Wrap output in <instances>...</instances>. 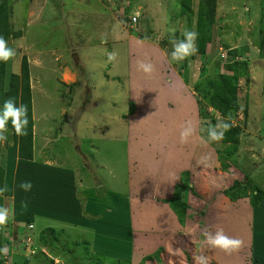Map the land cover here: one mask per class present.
Masks as SVG:
<instances>
[{
	"label": "rangeland",
	"instance_id": "374dc122",
	"mask_svg": "<svg viewBox=\"0 0 264 264\" xmlns=\"http://www.w3.org/2000/svg\"><path fill=\"white\" fill-rule=\"evenodd\" d=\"M9 8L11 31L23 36L8 39L17 53L8 82L24 56L30 68L34 181L25 193V180H15L12 199L0 196V206L23 221L31 212L35 224L15 250L24 222L14 220L0 264H195L199 254L209 264H260L264 202L253 210L250 195L257 186L264 192V0H217L207 55L179 62L171 59L172 40L183 39L185 28L198 32L199 0L191 21L182 0H9ZM112 51L117 59L109 62ZM139 61L154 71L139 70ZM231 61L241 109L223 116L197 86L232 76ZM220 120L241 131L238 144L206 142ZM188 122L195 133L182 143ZM7 136L0 187L3 151L14 147L10 128ZM49 227L64 231L58 256L39 240ZM217 227L243 241L238 251L204 243V232ZM136 236L148 253L132 247ZM159 247L163 254L144 263Z\"/></svg>",
	"mask_w": 264,
	"mask_h": 264
},
{
	"label": "trees",
	"instance_id": "16d2710c",
	"mask_svg": "<svg viewBox=\"0 0 264 264\" xmlns=\"http://www.w3.org/2000/svg\"><path fill=\"white\" fill-rule=\"evenodd\" d=\"M192 2L193 0H182V13L186 15L189 21H191L194 11L192 9ZM216 6H217V0H199V9L197 13V30H198V39L196 41V45L198 47L197 54L200 56H206L207 51L209 48V45L212 43V38L210 35L211 29L215 23L216 20ZM10 8H9V0H2L0 2V35H2L7 41L8 39L13 36L15 38H21L23 36L22 31L18 32H12L10 29ZM231 52V51H230ZM233 52V51H232ZM229 53L228 55H230ZM235 53H232L230 56L231 58H234ZM8 61H0V107L3 106V102L8 99L9 97H14L16 99L17 104L23 103L28 105V119L29 124L27 127V135L26 136H17L12 127L11 123L9 122L8 128H10L13 132V156L18 159H23V161L32 162L34 160V120H33V95H32V89L30 84V68H29V62L27 56H24L22 59V67H21V73H13L10 75V79L8 82ZM225 68L229 71H232L234 74L232 76L227 75H221L218 78L212 79L209 81V88H202L201 86H197V88L200 89L201 93H204L205 96L210 97V104L211 107H213L217 112L222 114L223 116H226L230 111L238 113L240 111V105L237 102V83L239 82V73H238V63L235 61H231L230 63H227L225 65ZM213 91V92H212ZM132 111H135V105L133 102H131V108ZM131 111V112H132ZM245 114H248L247 111L244 110ZM205 117H208L207 115ZM214 121V118L212 119ZM216 122V121H215ZM231 124V123H230ZM241 136V131L239 129H236V127H233L231 124L230 129L225 133L224 139L222 140V143L224 144H238L239 138ZM1 146V144H0ZM230 154V151L228 152ZM27 164H25V167ZM24 171L27 170V168L23 169ZM18 181V180H17ZM236 184H241L242 182L236 181ZM13 189V187H12ZM256 189V193H252L250 195L251 197V206L253 207V210L262 209L261 206L264 202V192L261 188L254 187L252 190ZM195 189L193 188V191ZM229 191L225 193L226 196H230ZM179 203V202H177ZM177 203H175L177 206ZM184 204V203H179ZM185 208V207H183ZM257 208V209H256ZM16 216L15 214L13 216V220H8L7 224L4 226V229L2 231L0 242H2V237L7 231V229L12 230L13 225L15 224L16 220L21 219L23 221L24 218ZM33 214L30 212L29 220H24V224L20 227V236L18 237L17 241H15L14 248L15 250L19 249L22 243V234L26 235L27 238L31 239V236L34 235V224L35 219L33 218ZM15 220V221H14ZM58 218L56 221H59ZM63 221V220H62ZM71 222V221H70ZM64 231H58L57 229L53 227H49L45 229L44 231L40 232L39 240L41 244L49 249L51 254L54 256H58V252L56 251V248L62 246V241L60 240L61 236L63 235ZM142 236V235H141ZM259 236H262V234H259ZM16 240V237H13ZM132 237H126L124 239H130ZM6 240V239H5ZM133 242V240H131ZM136 241V242H135ZM9 241L7 240L6 243ZM22 243V244H21ZM67 243V242H66ZM64 244V243H63ZM136 244L141 252L143 254L148 253L144 252L143 246L145 244L144 241L138 240V236L134 238V242L132 243V247L136 246ZM3 245L0 243V249H2ZM163 248L159 247L156 249V252L150 255H143L144 259L143 262L150 261L154 259V257H160V254H163ZM133 251V248H132ZM137 250L134 251V253ZM153 255V256H152ZM155 255V256H154ZM161 260V259H160ZM257 262L260 264H264V258H262L260 255L257 258ZM143 264V263H142Z\"/></svg>",
	"mask_w": 264,
	"mask_h": 264
},
{
	"label": "clouds",
	"instance_id": "9594fccd",
	"mask_svg": "<svg viewBox=\"0 0 264 264\" xmlns=\"http://www.w3.org/2000/svg\"><path fill=\"white\" fill-rule=\"evenodd\" d=\"M198 33L194 30L185 28L182 32L183 39H173V51L171 53V59L179 62L187 57L194 55L198 52L196 41L198 39ZM16 49L8 45V41L0 35V61L7 62L16 56ZM117 59V53L115 51L108 53V61L112 62ZM139 70L144 73H152L154 66L151 63H145L139 61L137 65ZM11 123V127L17 136H26L27 127L29 124L28 119V105L20 103L17 104L14 97H9L3 102L2 108H0V144L6 143L8 140L7 132L8 125ZM231 124L224 120L218 121L215 125H210L207 128L206 142H220L224 139L225 133L230 129ZM195 133V127L191 122H188L181 132V142H187L189 137ZM202 163L204 160L202 159ZM32 183L30 181H23L19 184L20 190L27 193L32 190ZM9 191L7 184L0 187V196H4ZM28 202L26 200L21 201V208L27 209ZM11 210L0 206V227L5 226L10 218ZM204 243L212 249H218L222 252L231 254L238 251L243 244V241L234 237H230L225 234L223 228L217 227L215 232L206 230L204 232ZM0 253H7V249H0ZM195 264H209L208 257L202 254L194 255Z\"/></svg>",
	"mask_w": 264,
	"mask_h": 264
},
{
	"label": "crops",
	"instance_id": "0c3cea01",
	"mask_svg": "<svg viewBox=\"0 0 264 264\" xmlns=\"http://www.w3.org/2000/svg\"><path fill=\"white\" fill-rule=\"evenodd\" d=\"M7 150H8V154H7ZM12 151H13V148L12 149L8 148V149H6V151L5 150L3 151L4 154H6L7 158H8V160H7V168H6V175H5L4 179H3L4 185L7 184L8 187H9V191L4 194V197L6 199L12 197L11 188L13 187L12 185H14V181L15 180L16 181L17 180H25V181H30V182L34 181V179H33L34 174L32 176V175H30L28 173L30 171H32V172L34 171V169H31V167H30L33 163L32 162H28V161H23V159H18V158L13 157V155H12L13 152ZM23 163L27 164V166L25 167V168H27L26 171L21 169V166H22ZM13 192H14V190H13ZM13 216H14V213H13V211H11V217H10L11 220H13Z\"/></svg>",
	"mask_w": 264,
	"mask_h": 264
},
{
	"label": "built area",
	"instance_id": "2783aa9c",
	"mask_svg": "<svg viewBox=\"0 0 264 264\" xmlns=\"http://www.w3.org/2000/svg\"><path fill=\"white\" fill-rule=\"evenodd\" d=\"M135 21H137V18H136V17H134V22H135Z\"/></svg>",
	"mask_w": 264,
	"mask_h": 264
}]
</instances>
